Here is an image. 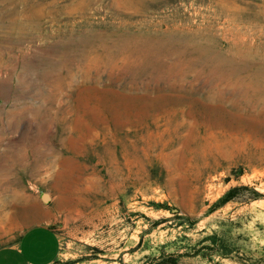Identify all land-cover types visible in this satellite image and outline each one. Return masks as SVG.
I'll return each mask as SVG.
<instances>
[{
  "label": "rangeland",
  "instance_id": "rangeland-1",
  "mask_svg": "<svg viewBox=\"0 0 264 264\" xmlns=\"http://www.w3.org/2000/svg\"><path fill=\"white\" fill-rule=\"evenodd\" d=\"M43 220L52 264H264V0H0V247Z\"/></svg>",
  "mask_w": 264,
  "mask_h": 264
},
{
  "label": "crops",
  "instance_id": "crops-1",
  "mask_svg": "<svg viewBox=\"0 0 264 264\" xmlns=\"http://www.w3.org/2000/svg\"><path fill=\"white\" fill-rule=\"evenodd\" d=\"M41 209L49 213L47 205ZM58 251V236L43 220L28 226L14 243L0 247V264H52Z\"/></svg>",
  "mask_w": 264,
  "mask_h": 264
},
{
  "label": "trees",
  "instance_id": "trees-1",
  "mask_svg": "<svg viewBox=\"0 0 264 264\" xmlns=\"http://www.w3.org/2000/svg\"><path fill=\"white\" fill-rule=\"evenodd\" d=\"M235 189H237V188L236 187L230 188L227 191L226 195H229ZM177 262H178V258L177 257H167V258H163L162 260H160L157 264H176Z\"/></svg>",
  "mask_w": 264,
  "mask_h": 264
},
{
  "label": "water",
  "instance_id": "water-1",
  "mask_svg": "<svg viewBox=\"0 0 264 264\" xmlns=\"http://www.w3.org/2000/svg\"><path fill=\"white\" fill-rule=\"evenodd\" d=\"M41 198H42V200H43L44 202H47L48 199H49L48 194H46V193H42V194H41Z\"/></svg>",
  "mask_w": 264,
  "mask_h": 264
},
{
  "label": "bare ground",
  "instance_id": "bare-ground-1",
  "mask_svg": "<svg viewBox=\"0 0 264 264\" xmlns=\"http://www.w3.org/2000/svg\"><path fill=\"white\" fill-rule=\"evenodd\" d=\"M34 3V2H33ZM57 4V3H56ZM13 18V17H12ZM261 79V78H260ZM254 83V82H253ZM259 87V86H258Z\"/></svg>",
  "mask_w": 264,
  "mask_h": 264
}]
</instances>
